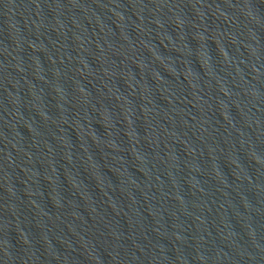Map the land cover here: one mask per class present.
I'll list each match as a JSON object with an SVG mask.
<instances>
[{
	"label": "water",
	"instance_id": "1",
	"mask_svg": "<svg viewBox=\"0 0 264 264\" xmlns=\"http://www.w3.org/2000/svg\"><path fill=\"white\" fill-rule=\"evenodd\" d=\"M0 264H264V0H0Z\"/></svg>",
	"mask_w": 264,
	"mask_h": 264
}]
</instances>
